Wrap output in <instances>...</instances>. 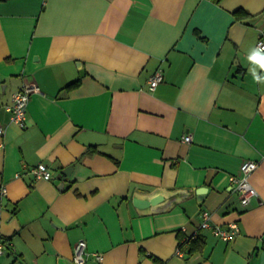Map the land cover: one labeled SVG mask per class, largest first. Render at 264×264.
I'll list each match as a JSON object with an SVG mask.
<instances>
[{
	"label": "crops",
	"instance_id": "1",
	"mask_svg": "<svg viewBox=\"0 0 264 264\" xmlns=\"http://www.w3.org/2000/svg\"><path fill=\"white\" fill-rule=\"evenodd\" d=\"M263 28L264 0H0V264H76L81 239L102 254L85 264H264V84L251 72L264 70L247 59ZM28 82L40 92L20 126L7 106ZM248 159L258 194L243 207L230 175ZM40 162L53 180L35 177ZM203 210L240 235L201 228ZM194 234L201 249L179 254Z\"/></svg>",
	"mask_w": 264,
	"mask_h": 264
},
{
	"label": "built area",
	"instance_id": "2",
	"mask_svg": "<svg viewBox=\"0 0 264 264\" xmlns=\"http://www.w3.org/2000/svg\"><path fill=\"white\" fill-rule=\"evenodd\" d=\"M261 47V52L264 53V28L258 35L255 48ZM164 80V74L161 69L156 70L148 80L150 88L155 89ZM40 92V87L35 82L25 83L20 89L14 92L12 102L7 106L11 112V121L17 123L20 126L26 124L28 103L33 93ZM4 132V129L0 127V134ZM185 142L192 141V135L187 134L184 136ZM258 162L255 160H245L240 168L241 173L239 175H230V181L233 189L239 194L240 203L243 207L249 205L252 199L258 194L256 188L252 185L249 180L250 174L257 168ZM31 171L38 179L53 180L54 173L52 169L44 162L38 163L36 166L31 168ZM8 189L5 185L0 184V200L3 196H6ZM201 228H210L215 236L224 240H234L241 233L240 225L237 221L230 222L225 226L215 224L212 222L211 212L208 210L202 211ZM6 244L0 240V254L4 252ZM178 253L182 254L181 250L178 249ZM94 255L95 258L101 259L102 254L99 252L92 253L88 250V243L85 239L79 240L73 249V259L76 264H85L87 259Z\"/></svg>",
	"mask_w": 264,
	"mask_h": 264
},
{
	"label": "trees",
	"instance_id": "3",
	"mask_svg": "<svg viewBox=\"0 0 264 264\" xmlns=\"http://www.w3.org/2000/svg\"><path fill=\"white\" fill-rule=\"evenodd\" d=\"M216 2H220L221 0H214ZM238 12H242L240 10L236 11V13ZM244 13V12H242ZM247 14V13H246ZM3 237H0V240H2ZM5 239V238H4ZM3 239V241H4ZM7 239H5L4 243H6ZM187 244V246L189 247V252H195L199 249H201V247L203 246V236L201 234H194L191 236H181L180 238V243H179V249H184L185 245Z\"/></svg>",
	"mask_w": 264,
	"mask_h": 264
},
{
	"label": "clouds",
	"instance_id": "4",
	"mask_svg": "<svg viewBox=\"0 0 264 264\" xmlns=\"http://www.w3.org/2000/svg\"><path fill=\"white\" fill-rule=\"evenodd\" d=\"M261 47L254 48L252 54L248 55L247 59L255 65H258L261 70H264V53L261 52ZM251 70V69H250ZM253 80L256 83L264 84V76L258 75L256 71L251 70Z\"/></svg>",
	"mask_w": 264,
	"mask_h": 264
},
{
	"label": "water",
	"instance_id": "5",
	"mask_svg": "<svg viewBox=\"0 0 264 264\" xmlns=\"http://www.w3.org/2000/svg\"><path fill=\"white\" fill-rule=\"evenodd\" d=\"M69 168H72V166L66 168V169L64 170V173H66V174H70V172H69V171H70ZM197 193H198V195H199V197H200V195H201L202 193H204V191H202V190H198ZM161 199H162V196H161V195H157V196H154V197H151V198H144V199L136 197V198L134 199V201H135V204H136V205H138V206H144V205H150V204L156 203V202H158V201L161 200Z\"/></svg>",
	"mask_w": 264,
	"mask_h": 264
}]
</instances>
